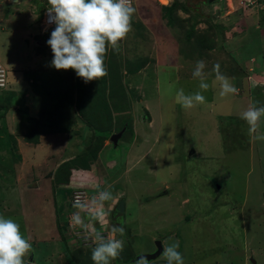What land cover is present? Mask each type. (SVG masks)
<instances>
[{
	"label": "rangeland",
	"instance_id": "obj_1",
	"mask_svg": "<svg viewBox=\"0 0 264 264\" xmlns=\"http://www.w3.org/2000/svg\"><path fill=\"white\" fill-rule=\"evenodd\" d=\"M46 1L0 3V63L10 80L0 88V105L6 95H14L15 101L12 113L0 115V215L14 219L30 240L33 252L26 262L93 264L88 253L95 247L92 230L107 238L113 235L112 227L122 226L124 235L117 233L115 237L124 241V248L111 264H138L130 260L138 253L152 251L157 239L163 248L178 241L184 264H253L251 259L254 264H264V141L253 139L255 134L250 135L248 124L241 119V113L253 102L264 106V52L247 32L250 25L259 24L264 34V14L259 16V9L252 8L243 15L237 4L233 19L223 21L219 16L225 12L226 0L209 4L205 0H170L159 12V21L148 0H138L144 17L134 13V29L115 51L119 54L116 70L122 71L128 92L124 107L117 113L109 102L105 114L101 112L104 102L99 101L95 111L83 104L63 114L58 122L63 127L44 130L40 143L33 145L15 132L17 123L27 117L16 108L28 107L30 116H38L41 103L33 96L35 87L27 77L37 75L41 83L54 69L47 68L53 58L49 46L48 55L38 54L44 38L47 43L50 35L36 38ZM178 8L184 16H179L181 28L175 30ZM196 9L202 17L195 13L186 16ZM244 21L248 27L243 30ZM184 29H197L194 43L184 38ZM237 30L239 34L246 32L250 41L239 46L222 42L235 40ZM149 37L154 43L144 48L141 43H148ZM159 38L161 53L156 48ZM131 46L137 55L130 59L126 49ZM249 54L262 61V66L248 62ZM198 60L205 62V82L210 87L203 92L205 103L185 109L176 102L175 94L181 88L185 94L200 90L199 79L192 76ZM137 63H143L145 69L133 76L125 74V66ZM217 63L222 74L234 76L229 80L237 94L220 95L213 72ZM235 65H243L240 68L247 74L241 75L240 68L231 74ZM58 72L64 80L70 75ZM258 72L260 78L254 76ZM243 79L248 84L241 83ZM129 122L131 129L123 132L114 147L111 134ZM10 134L15 136L13 153L17 155L12 154ZM257 134H264V117ZM103 135L105 147L94 160L87 159V169H74L65 184L56 180L53 175L58 166L82 154L95 144L96 136ZM131 142L145 146L139 150ZM105 188L115 203L125 198L123 222L118 225L110 220L115 203L106 201V222L86 220V226L73 227L71 216L78 211L73 207L75 195H82L79 200L87 203ZM65 221L67 226L62 225ZM67 249L76 250L78 263ZM150 264H166V260L160 255Z\"/></svg>",
	"mask_w": 264,
	"mask_h": 264
},
{
	"label": "clouds",
	"instance_id": "obj_2",
	"mask_svg": "<svg viewBox=\"0 0 264 264\" xmlns=\"http://www.w3.org/2000/svg\"><path fill=\"white\" fill-rule=\"evenodd\" d=\"M135 1L47 0L42 15L39 17L40 35H37L36 38L45 36L49 32L50 38L47 40V45L53 54L50 62L51 67L56 70L72 69L76 76L82 78L85 83L105 77L108 74L104 62L108 47L110 45L114 51L118 50L119 42L126 39L128 33L132 31V18L136 11L132 4ZM206 2L210 3L207 0ZM213 2H219V0ZM46 7L47 22L53 23L47 27L42 23ZM260 11L263 12L264 9H259L257 12ZM54 26V30L51 31ZM44 39L45 42L42 45L46 44V38ZM1 67L0 65V72H3L4 77L0 87H4L6 72ZM205 67V62L198 60L192 72L193 78L199 79V91L192 94H185L182 88L176 91L175 100L183 108L191 109L198 104L205 103L206 97L203 92L210 87L205 82L206 74L203 71ZM213 72L215 81L219 84L221 96L238 93V89L230 82L229 78L220 72L218 63L213 66ZM257 104L258 102L250 104L241 113V119L248 124L250 135L255 134L253 139L264 141V134H257L261 118L264 117V106L258 107ZM97 189H99V185H97ZM79 192L81 193V191ZM85 201L76 200L75 203L73 202V207L78 210L71 216L73 227L86 226V220L103 224L108 217L104 203L106 201L115 203L108 188L98 190L90 202L86 203ZM69 204L71 205V202ZM81 212H84L85 215L82 216ZM110 220L112 221L111 216ZM112 222L114 223V221ZM111 233L113 235L106 238L101 231L92 230L91 235L95 241V247L91 250L93 264H111V261L118 258L123 251L124 241L117 239L115 234L123 236L125 229L122 226H114L111 228ZM178 249V241L163 248L161 255L166 260V264H184L183 256ZM32 252V244L21 233L20 225L12 218L0 215V264H30L29 261L26 262L25 258L29 257ZM138 264H150V261L142 256Z\"/></svg>",
	"mask_w": 264,
	"mask_h": 264
},
{
	"label": "trees",
	"instance_id": "obj_3",
	"mask_svg": "<svg viewBox=\"0 0 264 264\" xmlns=\"http://www.w3.org/2000/svg\"><path fill=\"white\" fill-rule=\"evenodd\" d=\"M48 35H50L49 32L46 33L45 36ZM41 46L43 49L38 48L40 49L38 50V54L44 57L45 55H48L46 52L48 45L46 43L45 45H41ZM118 55L117 52L115 53V51L112 48L108 49L104 60L108 74L99 80H92L87 83H85L82 78L77 77L74 70H70V69H68V71L58 70L61 71L63 74L67 72L70 73L69 77H67V79L64 80L63 78H61L60 72L55 71L49 63H48L49 66L47 68H52L53 72H51L50 74L48 73L49 75H47L45 80H42L41 83L37 82V78H38L36 77L37 75H31V74L28 75L27 77L28 83L31 84V86L35 87L34 91L32 90L33 96L38 98L39 104L41 103V105L37 112L38 115L37 117L29 115L28 107L16 108L19 111L27 113L26 119L21 120L19 123H17L15 127L16 134H18L20 137L22 136V139L24 138L29 143L36 145L40 143V138L44 130L56 131L58 128L63 127V124L58 125V122H60L61 120L60 118L63 116V114L67 113V111H69L70 113L74 112L76 108L81 107L83 104H85L87 107L91 109H94L95 111L96 108L99 106L98 104L99 101L101 103L104 102L105 104L102 105L103 109L101 110V112H104L106 114V111L108 110V104L110 102L113 105V108L116 110V112L119 113L120 110L124 107V104L126 103L128 92L127 89L124 87V84L121 79L122 71L116 70V64L118 65L119 62L117 58ZM142 66L143 63L142 64L137 63L135 66L131 65V67L125 66L124 67L125 73L136 72ZM240 67H243V65L233 66L232 69L234 70L231 71L232 72L231 74H233L236 71V69ZM240 71H241V75L247 74L245 70L241 68ZM33 77L36 78L33 79ZM30 79L32 80L30 81ZM6 81L7 82L10 81L8 75L6 76ZM13 97L14 95L5 96V98H7L6 101L2 102V104L0 105V108L2 109V111L0 112L1 116L4 117L5 114L8 112L12 113L11 111L14 109L15 106L14 103L15 101L14 102L12 101ZM67 101L68 103H65ZM9 109L11 110L9 111ZM126 112L129 111L126 110ZM73 118L75 119L74 116ZM75 120L77 121V117ZM46 127H50V129H47ZM126 129H131L130 122L128 123ZM9 138H10L11 147H13L12 154L17 155L15 152L13 153L15 148L14 147L15 136L10 134ZM105 138L106 137L104 135L96 136L94 138L95 144H92L93 146L91 145L88 146L83 150L82 154H80L77 157L75 156L74 159L69 160L68 163L58 166L54 171V175H53L54 177H56V180L57 181L64 180L63 184H65L69 181L68 174H70L74 169H77L79 167L83 169H87L88 168L87 159L90 157L92 160H94L96 156H98V152L105 147L103 144V139ZM64 166H67V168L64 169L63 168ZM62 225L67 226V222L66 221L62 222ZM87 248L90 247H86V249ZM75 249L80 250V248L78 247H76ZM91 250L92 248L89 249L88 253H91ZM75 251L73 249L68 250L70 256L72 257L74 256L75 262L78 263L79 259L76 258L77 254ZM86 264H88V261L86 262Z\"/></svg>",
	"mask_w": 264,
	"mask_h": 264
},
{
	"label": "crops",
	"instance_id": "obj_4",
	"mask_svg": "<svg viewBox=\"0 0 264 264\" xmlns=\"http://www.w3.org/2000/svg\"><path fill=\"white\" fill-rule=\"evenodd\" d=\"M18 1V0H17ZM16 1V2H17ZM138 0H136L135 1V3H134V8L136 9V15H138L139 16V13H140V15H141V17H144V16H142V14H141V11L139 10V8H142L141 7V4H142V2H137ZM163 1H165V2H163ZM169 1L170 0H148V1H146L147 2V4H149V6L151 7V9H154V11H153V15H157L158 17H160V19H159V21H162L161 20V16L159 15V12H161V10H163V7H165L166 6V4H168L169 3ZM145 2V1H144ZM204 2V1H203ZM0 3H10V0H0ZM207 3V2H206ZM209 4V3H208ZM236 5H237V2H236V0H226V9H225V12L224 13H221L220 14V16H219V18H222L223 19V21H226V20H230V19H233V14H234V9L236 8ZM201 6V5H200ZM153 7V8H152ZM200 8V7H199ZM145 12V11H144ZM177 12H178V14H177ZM215 12V11H214ZM182 12H181V9L180 8H178L177 9V11H176V14H175V16H177L178 17V19H175V21L178 23V25L177 24H175L174 25V28H175V30L176 29H178V26L181 28V23L182 22H180L179 21V18H181V17H183L184 15H180ZM197 14L198 15V17H202L201 16V14L199 13V11L196 9V10H193L192 12H188V14H186V16H190L191 17V15L190 14ZM146 13H144V15H145ZM215 16H217V14L216 13H213ZM212 14V15H213ZM264 13L261 11L260 13H258V15L259 16H261V15H263ZM211 15V14H210ZM257 15V14H256ZM255 15V16H256ZM134 16V15H133ZM179 16H181V17H179ZM227 16V17H226ZM190 17H189V19H190ZM214 17H212V19H213ZM132 19H134L133 21H135L136 20V18L135 17H133ZM196 19V18H195ZM195 19H193L194 21L193 22H196L195 21ZM161 23V22H160ZM196 23H198V22H196ZM243 25H244V27H243V30L246 28V27H248V24L244 21V22H241ZM163 24V23H162ZM205 24H207V23H205ZM144 25V24H143ZM198 25L200 26L201 25V23H198ZM259 24H255V25H250L249 26V28L247 29V32H249V34L248 35H251L252 34V36H253V40H254V42H257V44L259 45V51L261 52V53H263L264 52V34H263V31H261V29L259 28V26H258ZM144 26H147V23L144 25ZM164 26H166V24L164 25ZM193 26V25H192ZM133 28L132 29H134V26H132ZM172 27V26H171ZM144 28V27H143ZM143 28H140V30L141 29H143ZM179 28V29H180ZM210 29H211V26H210ZM231 27H230V31H231ZM181 30V29H180ZM197 29H195L194 31L192 30L191 32L193 33V34H191L190 32H187L185 29H184V32H183V36H184V38L185 39H187V40H190L191 42H193V41H195V36L197 35L196 33H197V31H196ZM212 30V29H211ZM211 30H209V31H211ZM133 31V30H132ZM150 31H153L154 32V30H150ZM212 31H214V30H212ZM239 32H241V31H239V30H237V32H236V35L237 36H233V38L235 39V40H230L229 38L225 41V40H223L222 42L224 43V44H226V45H230V44H234L235 46H239L238 44H240V43H243V41L244 40H246V32H243V34H239ZM156 34H159L157 31H156ZM216 37H219L218 35H216ZM154 41V39L153 38H151V37H149V42L148 43H141V46H143L144 48H146V47H148L149 45L150 46H152V44L154 43L153 42ZM247 41V40H246ZM250 40H248L247 42H249ZM194 43V42H193ZM160 44H161V41H160V38L159 39H157L156 40V48L158 47V53H161L160 52ZM196 45V44H195ZM140 45H139V43H138V47H139ZM234 47V46H233ZM258 47V46H257ZM126 49V48H125ZM126 50H128V52H130V54H129V57L130 56H136L137 54H136V48H134L133 46H131V47H128V49H126ZM230 50H232L233 52H235L236 53V50H234V49H231L230 48ZM201 51H203L202 49H201ZM156 52V53H157ZM149 53H151V50L149 51ZM257 53V52H256ZM130 59H131V57H130ZM159 59H157V61H158ZM156 61V62H157ZM259 62V64L257 65V62ZM248 62H251V63H255L254 65L258 68V67H260V65L262 66V61H258V59L257 58H254V55L252 54H249V60H248ZM156 63H154V65H155ZM253 65V66H254ZM254 66V67H255ZM145 67V66H144ZM144 67H142V68H140V70H137L136 72H133V74H130L129 76H133L135 73H139V72H141V71H143L145 68ZM126 74V73H125ZM128 76V77H129ZM255 77H261V75H260V73L258 72L256 75H254ZM234 78V76L232 75V76H230L229 78ZM244 78V77H243ZM231 82V81H230ZM232 84H234L233 82H231ZM241 83H243V84H248V80H246V81H244V79L242 80V82ZM236 87V86H235ZM239 87V86H238ZM134 142H131V145H133V146H136V149H139V150H141V148H143L144 146H145V144H143L142 146H140V145H135V144H133ZM148 152V150H146L145 151V155H146V153ZM138 154V153H137ZM144 154H142L140 157H143V155ZM85 215V214H84ZM88 221H90V220H88Z\"/></svg>",
	"mask_w": 264,
	"mask_h": 264
},
{
	"label": "water",
	"instance_id": "obj_5",
	"mask_svg": "<svg viewBox=\"0 0 264 264\" xmlns=\"http://www.w3.org/2000/svg\"><path fill=\"white\" fill-rule=\"evenodd\" d=\"M10 1H17V0H10ZM207 1L212 2V1H218V0H207ZM54 28L55 26L51 29V31H53ZM125 129H126V125L122 129H120L118 132L111 134L110 142L113 144L114 147H116L118 140L122 137ZM124 213H125V200L124 198H120L117 200L114 207L112 208V213H111L112 221L117 222V223H122L124 219ZM154 247L155 248L153 251L138 253L134 258L130 260V262L131 263L138 262L142 256L145 257L148 261H153L157 259L158 257H160L163 251L162 241L159 239L155 240ZM251 262L253 264L255 263L253 259H251Z\"/></svg>",
	"mask_w": 264,
	"mask_h": 264
},
{
	"label": "built area",
	"instance_id": "obj_6",
	"mask_svg": "<svg viewBox=\"0 0 264 264\" xmlns=\"http://www.w3.org/2000/svg\"><path fill=\"white\" fill-rule=\"evenodd\" d=\"M237 4H238V7L240 8V11L242 12L243 15L246 14V12L252 8L264 9V2H260L259 0H237ZM47 7H49V6H47ZM47 7L43 12V18H42V23L46 27L53 24V23L47 22L48 21ZM0 76H1L0 85H2L3 84V77H4L3 72H0ZM79 197H82V196L81 195H75L74 202L76 200H79Z\"/></svg>",
	"mask_w": 264,
	"mask_h": 264
},
{
	"label": "flooded vegetation",
	"instance_id": "obj_7",
	"mask_svg": "<svg viewBox=\"0 0 264 264\" xmlns=\"http://www.w3.org/2000/svg\"><path fill=\"white\" fill-rule=\"evenodd\" d=\"M205 2H206V0H205ZM82 196V195H81ZM155 248V247H154ZM154 250V249H153Z\"/></svg>",
	"mask_w": 264,
	"mask_h": 264
}]
</instances>
